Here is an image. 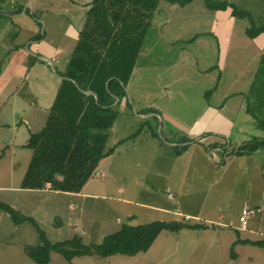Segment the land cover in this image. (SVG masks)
<instances>
[{
    "label": "rangeland",
    "instance_id": "374dc122",
    "mask_svg": "<svg viewBox=\"0 0 264 264\" xmlns=\"http://www.w3.org/2000/svg\"><path fill=\"white\" fill-rule=\"evenodd\" d=\"M210 1L229 2L237 9L249 11L255 25L264 23V0ZM199 3L207 7L205 0ZM206 11L209 16L216 13L210 8ZM187 13L184 23L195 27L198 15L190 9ZM199 18H202L200 28L209 29L203 15ZM175 21L178 20L172 23L175 29L169 28L181 29V23ZM246 21L250 26L252 20L246 18ZM150 26L148 40H153L156 28ZM175 54L169 52L164 58L173 59ZM146 55L139 59L150 62V67L142 72L137 70L134 79L142 77L141 82L149 89L132 88V92L153 101L155 97L160 98L159 87L163 84L160 82L163 77L166 80L167 72L162 70L158 77L160 68L158 72L151 70L155 60H162V53L148 51ZM171 70L169 73L177 71L176 68ZM241 95H245L249 112L259 121L262 119L258 123L263 127L264 99L260 96L264 97V80L261 83L257 79ZM163 101L170 107L175 99ZM259 103L263 107L258 106L256 110ZM173 107H178L177 113L180 112L177 103ZM162 122L160 118H142L130 106L120 111L119 130H107L110 132L105 151L110 152L100 159L81 190L84 194L79 195L26 192L22 182L32 149L27 150L18 143L6 144L7 148L1 149V152L6 151L7 157H0V201L33 216L52 242L81 236L82 242L89 246L102 242L123 223L138 225L155 220H178L201 225L184 227L180 231L162 230L148 250L135 255L118 253L102 257L93 254L68 260L52 251L47 264H264V245L238 242V239L264 240V161L260 162V156L245 149L255 142L236 147L239 152L230 153L222 162L214 163L201 144L194 146L195 153L190 156L192 148L185 150L166 140L167 129L177 138L186 134L188 117L176 121L175 125L165 122L164 129ZM181 141L188 142L185 137ZM14 150L18 154L24 151L25 156L11 154ZM245 207L251 212L247 214V229L243 230L239 217ZM176 208L181 213H174ZM255 209L259 210L253 214ZM187 213L198 215V218L186 217ZM41 243L31 223L16 224L0 209V264H38L25 253L24 247Z\"/></svg>",
    "mask_w": 264,
    "mask_h": 264
},
{
    "label": "crops",
    "instance_id": "0c3cea01",
    "mask_svg": "<svg viewBox=\"0 0 264 264\" xmlns=\"http://www.w3.org/2000/svg\"><path fill=\"white\" fill-rule=\"evenodd\" d=\"M201 1L191 0L184 5L168 0L158 3L151 24L156 28L153 40H148L151 31L146 32L129 79L126 83L121 82L124 92L113 94L114 100L105 107L117 110L114 123L109 128L112 132L119 130L120 111L129 106L142 118L162 119V129L165 122L175 125L176 121L188 117L186 134L182 136L188 142L181 141L182 137L177 138L168 129L166 140L170 145H180L185 150L192 148L190 156L195 153L194 146L201 144L210 160L219 163L230 153L239 152L236 147L264 139V128L258 123L262 119L259 121L254 113L249 112L245 95H241L257 79L261 83L264 80V72L258 74L264 54V31L250 38L246 34L249 27L246 18L232 15L230 6L210 8L206 1L207 7L199 3ZM92 4L93 0H0V157L3 159L7 153L1 149H6V144L18 143L31 150L25 144L31 133L40 131L46 124L63 81H72L80 87L76 79L67 77L65 73L80 42ZM209 8L216 13L209 16L206 11ZM189 9L198 15L195 27L184 23L183 18L189 15ZM200 14L206 19L209 29L200 28ZM174 20L183 27L177 30L169 28H174ZM148 51L162 53V60H155V67L151 70L154 72L160 68L158 77L162 70L167 72L166 80L163 77L160 82L163 84L158 86L160 98L155 97L153 101L144 100L132 92V88L149 89L141 82L142 77L134 79L137 70L142 72L150 67V62L139 59L146 57ZM169 52L176 53L173 59L170 56L164 58ZM174 68L177 71L169 73ZM82 82L88 84L84 78ZM83 91L99 100V95L93 90L87 88ZM173 98L175 101L170 107L163 104L164 99L171 102ZM260 98L264 99L262 95ZM176 103L179 113L178 107H173ZM258 106L263 107V104L259 103L256 110ZM250 152L260 156V162L264 161V146ZM32 154L31 151L29 159ZM18 156H25L24 151ZM23 190L68 196L84 194L82 191L52 190L50 183L41 189L24 187ZM152 207L170 211L169 208ZM174 213L181 211L176 208ZM186 217L197 219L198 215L187 213Z\"/></svg>",
    "mask_w": 264,
    "mask_h": 264
},
{
    "label": "trees",
    "instance_id": "16d2710c",
    "mask_svg": "<svg viewBox=\"0 0 264 264\" xmlns=\"http://www.w3.org/2000/svg\"><path fill=\"white\" fill-rule=\"evenodd\" d=\"M161 0H93L85 26L80 35L70 65L65 75L76 79L63 81L44 127L31 133L25 146L32 149L22 187L41 189L50 183L52 190L80 192L105 151L107 130L113 125L117 110L105 107L114 100L113 94L124 92L132 72L142 40L152 24L154 12ZM186 4L191 0H168ZM210 8H232V15L249 18L246 28L250 38L264 31V23L255 25L249 11L240 10L231 3H213L205 0ZM264 50V49H263ZM258 74L264 72V54ZM88 84H83L82 79ZM118 87V90H114ZM87 88L99 95V100L83 92ZM264 125V122H262ZM264 128V126H263ZM264 146V139L255 141L246 151ZM239 151V150H238ZM62 175L60 179L57 176ZM0 209L10 215L16 224L31 223L39 233L41 244L26 245L25 253L38 264H47L51 252L56 251L66 259L97 254L135 255L146 251L162 230L179 231L184 227H199L184 221L155 220L143 224L123 223L115 232L107 234L102 242L86 245L81 236L52 242L45 237L37 220L0 201ZM238 242L264 245V240L238 239Z\"/></svg>",
    "mask_w": 264,
    "mask_h": 264
},
{
    "label": "built area",
    "instance_id": "2783aa9c",
    "mask_svg": "<svg viewBox=\"0 0 264 264\" xmlns=\"http://www.w3.org/2000/svg\"><path fill=\"white\" fill-rule=\"evenodd\" d=\"M247 207V206H246ZM246 207L243 209V211H242V213H241V215H240V217H239V219L241 220V228L243 229V230H246L247 229V214H249L250 212H251V210H250V208H249V210L248 209H246ZM248 208V207H247ZM259 209H255L254 210V212H253V214L256 212V211H258ZM249 211V212H248ZM248 212V213H247ZM253 214H251V215H253Z\"/></svg>",
    "mask_w": 264,
    "mask_h": 264
},
{
    "label": "water",
    "instance_id": "95a60500",
    "mask_svg": "<svg viewBox=\"0 0 264 264\" xmlns=\"http://www.w3.org/2000/svg\"><path fill=\"white\" fill-rule=\"evenodd\" d=\"M84 92V91H83ZM85 93V92H84ZM90 94H93V95H95L96 96V94H94V93H91V92H89ZM87 94V93H86ZM58 177V176H57ZM59 178H61V176H59Z\"/></svg>",
    "mask_w": 264,
    "mask_h": 264
}]
</instances>
